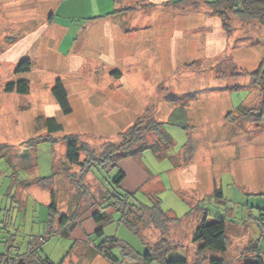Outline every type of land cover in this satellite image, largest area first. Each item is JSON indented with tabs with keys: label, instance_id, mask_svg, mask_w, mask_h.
I'll list each match as a JSON object with an SVG mask.
<instances>
[{
	"label": "rangeland",
	"instance_id": "rangeland-1",
	"mask_svg": "<svg viewBox=\"0 0 264 264\" xmlns=\"http://www.w3.org/2000/svg\"><path fill=\"white\" fill-rule=\"evenodd\" d=\"M1 3L8 4V12L13 16L11 20L7 18L11 24L8 22L3 32L0 16V144L8 146L4 156H0V251L12 237L20 251H25L30 239L46 233L51 190L55 191L59 208L55 227L60 216L69 214L77 204L85 209L93 199H101L102 185L97 178L92 173L80 178L81 166L66 160V134L77 133L81 141L101 151L106 142L120 143V132L138 120L144 119L146 123L153 118L164 121L165 131L173 138L168 156L160 159L152 149L145 148L135 157L121 158L118 166L126 172V179L121 190H115H137V197L143 202H149L144 189L159 191L163 209L179 218L186 216L193 202L200 203L203 212L211 214L209 220L216 216L237 225L249 223V231L229 226L235 240L223 255L228 264H233L248 240L245 236L260 235L250 221V211L255 209L258 216V208H264V123L257 131L251 122L231 123L223 120V116L240 104L257 107L262 100L260 88L252 83L250 75H232L252 71L262 62L264 68V26L257 21L233 18V32L227 36L220 20L190 11L192 18L176 28L170 46V39L166 38L170 28L165 26V20L154 21L156 28L151 30L157 32L153 40L158 43L151 45L152 31L142 29L144 25L152 26L148 17L175 12L157 2V6L146 9L143 4L138 5L135 17L125 18L126 27L122 21L89 23L80 17L71 21L62 17L61 24L67 30L59 38L57 34L51 39L46 26V31L41 30L40 23L32 21L31 16L25 21L18 15L21 0H1ZM137 16L139 20H135ZM136 23L142 28L131 30L129 26ZM199 28H205V33L211 29L212 39L203 32L205 29L199 33ZM130 31L134 33L129 34ZM182 37H190V41L182 44ZM55 40L59 43L57 48ZM27 58L32 60L30 70L17 72L19 64ZM196 59L201 60L200 64ZM58 78L68 88L73 108L70 114L62 112L53 94ZM20 79L28 80V94L5 92L9 81ZM183 106L187 111L181 113ZM173 110L184 124L191 125L190 129L183 128L179 118L170 120ZM41 116H56L63 124V130L52 134L57 142L41 138L32 144L34 137L47 133L38 129L37 118ZM190 138L194 152L192 164L185 168L190 161L189 155L183 158L189 151L188 148L184 152V146ZM145 141L154 144L160 139L155 132H147ZM179 157L180 167H175ZM54 161L58 176L49 181ZM117 171L118 168L109 175H101L110 189V177ZM41 178L48 182H40ZM81 181L83 187L79 186ZM216 187L223 191V198L214 192ZM113 216L115 219L104 226L105 236H116L136 252L145 253L151 241L145 242L118 222V213ZM202 217L203 213L195 212L182 219V223L169 224L165 237L173 247L183 246L180 253L173 251L171 257L188 256L194 260L197 247L191 242V234ZM83 223L70 236L58 232L52 235L43 244L41 254L55 264H111L102 255H91L89 245L98 244L103 237L93 233L96 224L91 218ZM139 224L147 240L159 239L160 233L148 222L139 220ZM113 253L119 256L121 249L115 247Z\"/></svg>",
	"mask_w": 264,
	"mask_h": 264
},
{
	"label": "trees",
	"instance_id": "trees-1",
	"mask_svg": "<svg viewBox=\"0 0 264 264\" xmlns=\"http://www.w3.org/2000/svg\"><path fill=\"white\" fill-rule=\"evenodd\" d=\"M141 4H143L144 9L158 5L157 2L152 0H136L133 4H120L110 14H137L136 11H138V5ZM163 4L175 10V12L171 13L174 18L185 15L190 17V14H188L190 11H195L196 13L204 14L208 17H215L220 20V26L227 36L232 35L233 29L231 27V21L233 18L239 19L243 22L257 21L264 26V0H167L164 1ZM149 17L151 21L150 23H153L152 26L144 25L142 28L136 23L129 27H131V30L139 28L153 30V28H156L154 27L155 22L152 21V16ZM127 21L128 20L123 21L125 22L124 27L128 25ZM164 23L166 25V22ZM173 25L174 23L172 22L168 27L172 29ZM196 60H198L200 64L201 60ZM194 63L195 60L192 64ZM192 64H189V66H192ZM31 66L32 60L27 58L19 64L17 72L29 71ZM117 74L120 77L122 76L120 70L117 71ZM243 74L250 75L252 83L260 88L262 100L257 107H249L246 103L240 104L236 108L229 110L223 116V120H228L231 123L238 120L251 122L257 127L256 130H259L258 127L262 126L264 123L263 62L252 71L245 70L244 73H234L232 76L239 77ZM4 90L5 92H16L25 95L30 92V84L27 79L9 81L5 85ZM52 91L57 102L61 106L62 112L64 114H70L73 112V108L69 101L68 88L64 85L61 78L56 80V84ZM148 109L149 108H147V110ZM180 111L183 113L186 112L187 109L183 106L180 107ZM170 116V120L172 121L177 118L181 119L179 124L182 125L183 128H191V125L187 122L184 124L182 117H176V110H173ZM144 124H146V126H143ZM164 124V121H157L153 118L146 121V123L144 119L138 120L126 131L120 132V137L122 139L120 143L113 141L106 142L101 151L93 148L88 142L81 141L77 133L66 134L64 136V141L67 143L66 160L71 164H78L81 166L80 178L83 179V176L89 173H92L97 178L102 185V190L100 192L101 199H93V202L85 208L86 210L81 209L77 204L69 214H62L60 216L57 223L58 227H55L54 220L59 213V208L55 197V191L51 190L52 200L48 205V231L46 230V233L30 239L25 251H20V247L17 246L18 244L14 237L9 239V243H7L4 249L0 251V264H55L49 257H45L41 254L43 244L57 232L64 236L72 235L74 229L86 218H91L96 224L93 233L98 238L103 237L98 244L89 245L91 255H102L108 259L111 264H228L224 255L228 252L233 243L229 226L236 225L237 222L216 216H213L215 217L214 220H209L211 214L203 212L200 203L193 204V202H190L191 208L186 216L179 218L163 209L162 200L158 196L159 191L148 192L144 189L143 191L148 195L149 202H143L137 197V190L124 192L115 190V188L120 189L121 184L126 179V172L118 166V161L121 158L126 156L135 157L136 154L145 148L152 149L160 159L168 156L167 152L173 145L174 141L165 131ZM37 126L40 132L45 130L47 133L46 135L40 134L41 137L39 138L37 136L36 138L34 137V140H32L33 145L41 138L57 142L52 134L64 129L63 124L59 122L56 116L38 117ZM147 132H155L160 141H158V143L148 144L145 141ZM192 144L193 139L190 138L189 142L184 146V152L188 148L189 151L188 153L183 154V158L185 159L189 155V161L193 158L194 147H192ZM135 146L137 148L133 149ZM7 148L8 146L5 144H0V156H4V152ZM161 149H164V152L161 153ZM82 153H85L84 158H82ZM181 159L182 158L179 157L178 160H176V163L174 164L176 167L181 164ZM117 168L118 171L116 175L114 177L109 176L110 189L104 185L101 175L106 173L109 175L111 171ZM56 170L54 161L53 176L49 181L58 176ZM39 181L44 183L48 182V180L44 178H41ZM80 183L79 186L83 187L82 181ZM214 192L218 197H224L223 191L220 188L218 189L216 187ZM107 210L109 213H107ZM253 210L255 211V209H251L250 211V214H252L250 216L252 220L250 221L254 222L260 235L259 237L252 238L242 248L237 260L238 264H264V208H258V216H255ZM195 212H197L198 215L199 213H203V217L200 218L191 234V242L192 244H196L197 247L196 257L194 260H189L188 256L171 257L170 254L173 251L180 253L179 250L183 246L173 247L172 242L165 237L170 230L169 224L182 223V219H187ZM113 213H118V222L124 223L132 231L139 234L145 242L151 241L148 242V249L145 253L136 252L129 244L118 239L116 236H105L104 226L106 223L115 219ZM139 220L148 222L150 226H153L154 229L160 233L159 239L154 242L153 240H147L143 234ZM7 224H10V221H8ZM13 236H15V234ZM115 247L121 249V254L119 256L113 253Z\"/></svg>",
	"mask_w": 264,
	"mask_h": 264
},
{
	"label": "crops",
	"instance_id": "crops-1",
	"mask_svg": "<svg viewBox=\"0 0 264 264\" xmlns=\"http://www.w3.org/2000/svg\"><path fill=\"white\" fill-rule=\"evenodd\" d=\"M134 1L135 0H103V3H101L100 0H29V2L21 0L22 8L20 9L18 15H21L22 18L23 17L26 18L25 21H29L30 20L29 17L31 16L32 21H35L36 23L38 22L37 24L40 23V26H41L40 29L41 30L44 28V26H46L47 31L48 32L50 31L49 32L50 34L48 36L51 37V39H54L57 37V34H59V36H58V38H59L60 35L62 34L61 32L63 30H67V27L61 24L62 17H65L67 20H70V21L73 19L77 20V18L80 17L82 20H85L89 23H94V22L96 23L98 21L110 22L111 20L123 22L126 20L125 18H127V17L134 18L135 17L134 14H132V15H130V14L129 15L114 14L113 15L110 13L120 4L121 5H128ZM152 1L164 2L167 0H161V1L160 0H152ZM102 4H103V6H102ZM7 5L8 4H5V6H7ZM5 6L2 5L1 0H0V13H1L0 16L2 15L1 22L3 23V27H1L2 32L6 31V29L8 28V25L11 24V22H9L7 20V18H9L11 20V18L13 16L12 13L8 12V10H10L8 8V6L6 7L7 9L5 10ZM110 9H112V10H110ZM5 15H7L6 18H5ZM138 18H139V16H137L135 20H139ZM148 18L150 19V17H148ZM159 20L160 21L165 20V22L167 23L165 26H169L172 22L174 23V25L172 26V29L170 28L167 30L168 32L166 31V34H167L166 38L170 39V44H169V46H170L173 43V37H175L174 34L176 33V28L182 27L190 19H189L188 15L178 16V17L174 18L171 14H168V15L155 14L153 17V21H159ZM8 22H9V24H8ZM45 22L47 23V25H44ZM41 23H43V24L41 25ZM218 27H219V21H218ZM188 29H186V30L188 31ZM201 29H205V28H201ZM201 29L199 28V29H197V31L199 33H203V32L205 33L206 32V29L204 31ZM44 30H45V28H44ZM37 31H39V26H38ZM191 32H193V30H191ZM133 33L134 32H130L129 34H133ZM211 33H212V30L210 29L205 34H207L206 35L207 37L212 39ZM156 35H157V32L152 31V35L150 36V38L153 40V39H155ZM27 36L29 37L31 35L28 34ZM152 40H149L150 44L152 45V43H153L154 45H157L156 43H158V42H155L154 40L153 41ZM187 41H190V37H186V38L182 37V42H181L182 44L184 42L187 43ZM54 43L56 44V46L55 45L54 46L57 48L58 44H59L58 40H55ZM174 43L176 44V41H174ZM177 44L179 45L180 43H177ZM165 45L168 46V40L165 41ZM208 45H210V43ZM213 101H214V99H213ZM209 106L210 105L205 106V108L206 107L209 108ZM257 131H259V130H257ZM191 164H192V160L187 164V167L185 166V168H188ZM177 167H180V166H177ZM138 174H139V172H137V175ZM212 189L210 187V191ZM245 223H247V222H245ZM252 223H254V222H252ZM82 224H84L83 221L79 224V226H81ZM235 226H237V228L239 230H242V231L248 230L249 223L243 224V225L242 224H238V225L236 224ZM233 235H231V236H232V240L234 243L235 237ZM245 238H248V240H247V242H245L244 245H246L253 237L251 234H249V235L247 234V237L245 236ZM244 241H246V240L244 239ZM240 253H241V251L233 259V261H232L233 264L234 263L238 264L237 260H238V257L240 256Z\"/></svg>",
	"mask_w": 264,
	"mask_h": 264
}]
</instances>
